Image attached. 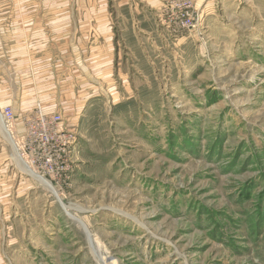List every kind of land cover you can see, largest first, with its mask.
<instances>
[{
	"label": "rangeland",
	"instance_id": "rangeland-1",
	"mask_svg": "<svg viewBox=\"0 0 264 264\" xmlns=\"http://www.w3.org/2000/svg\"><path fill=\"white\" fill-rule=\"evenodd\" d=\"M154 1L0 0V264H264V0H194L192 30L170 27L181 0ZM35 13L64 38L103 14V44L124 40L143 65L57 100L77 135L68 185L18 150L23 107L47 110L16 78ZM93 34L71 38L82 59Z\"/></svg>",
	"mask_w": 264,
	"mask_h": 264
},
{
	"label": "crops",
	"instance_id": "crops-1",
	"mask_svg": "<svg viewBox=\"0 0 264 264\" xmlns=\"http://www.w3.org/2000/svg\"><path fill=\"white\" fill-rule=\"evenodd\" d=\"M139 1L142 4H154L157 2L154 0ZM87 15L88 14H86L85 17H79L80 22L78 24L75 23L76 27L68 32L70 36H66V38L56 37L54 22L44 24V20L50 21V19L48 17L45 19L42 17L43 15H38L36 13L30 15L29 24H26L24 28L17 29L24 37L20 39V41L24 43V48L27 49L26 51L31 52V54L26 52V65L23 68L24 70H22L24 73L21 72V75H19L17 72L16 74V78L20 80L17 84L22 87V93L24 94L23 99L28 98L37 100L43 103L44 108L46 107L45 109H47L46 112L58 111L66 116L61 110H66L67 108L64 107V104L63 107H60L56 102L63 98L62 95L65 90L69 89L75 92V86L77 82L80 83V78L84 79V86L92 85V83H89L86 79L87 74L89 76L93 75L96 80H100L99 83H102L104 68L127 67L128 69L143 67V65H139L141 60L138 59V56L136 57L134 55V50H132L124 40L119 44H115L113 40L110 45L103 44V31L104 28L108 26V23L103 22V14L97 13L94 18H87ZM46 16L48 15L46 14ZM91 19L94 20V23L89 22L82 26V20L91 21ZM135 19L140 18L138 17ZM127 25L125 29L121 30L123 35H127L129 30L131 31L135 28L133 19L132 22L130 24L128 22ZM110 28L112 31L111 35L114 36V25ZM106 29L109 30L108 28ZM92 30L94 32V41L90 43V49L88 51L93 52V56L91 55L90 57L82 59L79 52L83 50L79 49L84 47V45L79 41L72 44L71 38L75 37L77 40L84 39L85 33L92 32ZM106 52H109V55H104ZM80 67L83 69L78 71L77 69ZM88 69L90 70L88 71ZM132 76L133 75H130L127 71L126 79L123 80V84L127 82L128 85H131ZM26 85L30 86V91L23 90V87ZM84 88H86V86ZM93 90L95 92L96 89L94 88ZM98 94L101 95L100 93ZM91 95L93 97L96 96L95 93ZM53 100L54 104L50 103V101ZM33 108L23 107L24 111L21 115Z\"/></svg>",
	"mask_w": 264,
	"mask_h": 264
},
{
	"label": "built area",
	"instance_id": "built-area-1",
	"mask_svg": "<svg viewBox=\"0 0 264 264\" xmlns=\"http://www.w3.org/2000/svg\"><path fill=\"white\" fill-rule=\"evenodd\" d=\"M170 27L192 30L196 27L194 0H181L177 5H166ZM2 116L9 127L16 121L10 106L2 109ZM22 132L18 150L23 162L36 175L51 184L68 185L75 170L74 147L77 135L60 112H46L39 107L21 116Z\"/></svg>",
	"mask_w": 264,
	"mask_h": 264
},
{
	"label": "bare ground",
	"instance_id": "bare-ground-1",
	"mask_svg": "<svg viewBox=\"0 0 264 264\" xmlns=\"http://www.w3.org/2000/svg\"><path fill=\"white\" fill-rule=\"evenodd\" d=\"M45 181V180H44Z\"/></svg>",
	"mask_w": 264,
	"mask_h": 264
}]
</instances>
